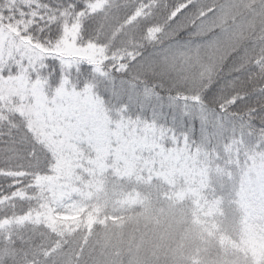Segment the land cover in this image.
<instances>
[{
    "label": "snow or ice",
    "instance_id": "6c2138e0",
    "mask_svg": "<svg viewBox=\"0 0 264 264\" xmlns=\"http://www.w3.org/2000/svg\"><path fill=\"white\" fill-rule=\"evenodd\" d=\"M0 264H264V0H0Z\"/></svg>",
    "mask_w": 264,
    "mask_h": 264
}]
</instances>
